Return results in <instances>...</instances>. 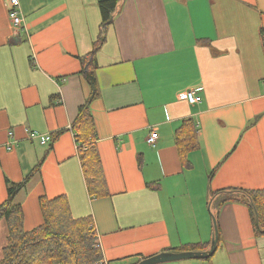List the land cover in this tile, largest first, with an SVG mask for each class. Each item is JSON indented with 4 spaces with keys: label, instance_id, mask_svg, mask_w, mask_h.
<instances>
[{
    "label": "crops",
    "instance_id": "0c3cea01",
    "mask_svg": "<svg viewBox=\"0 0 264 264\" xmlns=\"http://www.w3.org/2000/svg\"><path fill=\"white\" fill-rule=\"evenodd\" d=\"M99 1L19 0L17 29L12 0H0V205L6 179L21 182L44 155L41 138L66 130L19 198L26 232L44 224L41 197L65 196L75 218H93L108 264L194 243L208 251L216 231L211 194L264 189V116L248 128L264 113V0L121 3L97 56L100 97L91 111L109 194L93 199L70 128L90 95L79 57L99 35ZM16 38L24 42L12 45ZM187 90L202 102L182 100ZM187 119L198 126L199 148L186 164L175 134ZM218 223L211 260L164 264H264V237L254 238L247 207L223 206ZM6 243L2 221L0 259Z\"/></svg>",
    "mask_w": 264,
    "mask_h": 264
},
{
    "label": "trees",
    "instance_id": "16d2710c",
    "mask_svg": "<svg viewBox=\"0 0 264 264\" xmlns=\"http://www.w3.org/2000/svg\"><path fill=\"white\" fill-rule=\"evenodd\" d=\"M123 2L124 0L98 2L102 16L99 35L93 44L92 51L79 57L82 73L90 88V95L80 106L70 130L74 133L88 193L93 199L104 198L109 194L97 149V128L91 111L93 101L100 97L97 56L106 42L108 31L114 24L118 8ZM260 35L264 44V28ZM10 42L12 45H19L24 42V39L16 38ZM263 116L264 113L257 116L248 124V128L256 125ZM65 131L60 130L52 136L53 140L47 145L44 155L21 182L14 183L6 179L7 200L0 205V223L6 222L7 243L3 248L0 264H104L105 259L93 218L90 216L75 218L65 196L52 200L46 196L41 197L39 203L44 224L29 232L24 230V212L19 198L22 194H27L31 184L40 178L46 157ZM175 137L180 158L187 164L188 154L199 148L196 122L193 119L184 120L176 130ZM224 161L211 172L210 179L213 178ZM211 200L212 206H214L211 215L218 243L221 242L218 218L221 208L227 204H241L247 207L254 238L264 237V189L230 188L212 193ZM207 247L208 244L194 243L175 251L198 252ZM209 260L211 259L201 261Z\"/></svg>",
    "mask_w": 264,
    "mask_h": 264
},
{
    "label": "built area",
    "instance_id": "2783aa9c",
    "mask_svg": "<svg viewBox=\"0 0 264 264\" xmlns=\"http://www.w3.org/2000/svg\"><path fill=\"white\" fill-rule=\"evenodd\" d=\"M9 8H10L9 17H10V20L13 26L16 27L17 29H21L24 23V19H23L21 8H20L19 0H12ZM181 98L182 100L186 101L190 105H196L202 102V97L198 95V93L195 90H187L183 92V94L181 95ZM10 135L12 136L11 133ZM158 136L159 134L155 130L154 133H152L149 136L148 143L150 145H154L156 141L158 140ZM52 140H53L52 136L50 135L44 136L43 138H41V144L48 145L52 142ZM104 264H108L106 260L104 261Z\"/></svg>",
    "mask_w": 264,
    "mask_h": 264
},
{
    "label": "water",
    "instance_id": "95a60500",
    "mask_svg": "<svg viewBox=\"0 0 264 264\" xmlns=\"http://www.w3.org/2000/svg\"><path fill=\"white\" fill-rule=\"evenodd\" d=\"M217 243L218 239L215 237V239L212 241V245L210 250L205 252H165L158 254L156 256H153L151 258H147L145 260H142L138 262L137 264H164V263H170V262H179V261H185V260H206L211 258L217 249Z\"/></svg>",
    "mask_w": 264,
    "mask_h": 264
}]
</instances>
